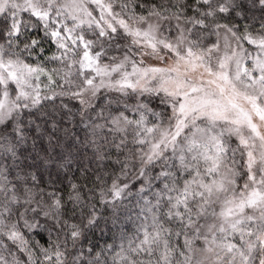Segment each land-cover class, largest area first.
<instances>
[{
    "label": "snow or ice",
    "instance_id": "obj_1",
    "mask_svg": "<svg viewBox=\"0 0 264 264\" xmlns=\"http://www.w3.org/2000/svg\"><path fill=\"white\" fill-rule=\"evenodd\" d=\"M0 264H264V0H0Z\"/></svg>",
    "mask_w": 264,
    "mask_h": 264
},
{
    "label": "trees",
    "instance_id": "obj_2",
    "mask_svg": "<svg viewBox=\"0 0 264 264\" xmlns=\"http://www.w3.org/2000/svg\"><path fill=\"white\" fill-rule=\"evenodd\" d=\"M99 234H97V236H98ZM108 237H105V239H107ZM101 243H102V241H101Z\"/></svg>",
    "mask_w": 264,
    "mask_h": 264
}]
</instances>
